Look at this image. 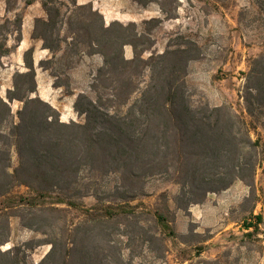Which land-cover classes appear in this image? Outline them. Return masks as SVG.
Instances as JSON below:
<instances>
[{
	"label": "trees",
	"instance_id": "16d2710c",
	"mask_svg": "<svg viewBox=\"0 0 264 264\" xmlns=\"http://www.w3.org/2000/svg\"><path fill=\"white\" fill-rule=\"evenodd\" d=\"M134 1L141 6L156 3L166 18L173 15L160 0ZM41 5L46 17L34 19L31 36L41 39L43 48L54 54L69 38V54L99 55L101 64L89 93H78L73 103L81 121H61L51 104L32 96V48L24 51L26 70L15 71L12 87L0 96V264H27L34 248L32 240L1 248L8 241L12 216L46 235L43 242L50 248L37 264H134L133 256L123 257L118 236L137 237L148 248L164 241V235L175 236L164 213L168 206L140 211L142 203H132L144 194L148 179L164 176L177 184L175 199L182 210L237 179L254 184L264 144L258 133L251 138L248 124L229 105L192 104L185 85L188 64L196 58L192 44L168 45L144 56L153 45V29L162 21L158 17L141 24H106L91 3L41 0ZM11 21H0V64L14 48L6 45L8 34L2 33ZM12 22L20 41L21 16L15 14ZM64 23L69 35L62 38ZM126 45L131 57L124 54ZM245 80L246 111L254 116L256 108L264 107V53L252 59ZM14 100L22 103L16 116ZM110 175L116 181L107 187ZM15 186L26 191L14 193ZM86 197L94 202L86 206ZM70 208L80 218L68 224L65 211ZM149 220L162 228L163 236L141 224ZM261 221V214L246 217L245 234L255 233Z\"/></svg>",
	"mask_w": 264,
	"mask_h": 264
},
{
	"label": "rangeland",
	"instance_id": "374dc122",
	"mask_svg": "<svg viewBox=\"0 0 264 264\" xmlns=\"http://www.w3.org/2000/svg\"><path fill=\"white\" fill-rule=\"evenodd\" d=\"M26 1L0 0V21L4 17L13 21L15 14L21 16L20 41L16 40L12 21L2 32L4 35L8 34L6 45L14 48L1 57L0 96L4 97L6 90L12 87L14 72L26 70L24 51L32 48V60L36 52L44 53L41 54L38 66L34 67L36 90L32 96L36 95L51 104L59 112L61 121H81L83 116L76 113L73 103L78 93H89V85L101 64V57L69 54V38L61 42V49L54 54L43 48L42 40L33 38L31 33L34 19L45 18L46 12L41 0H33L31 3ZM160 1L166 9L172 8V17L166 18L156 3L146 6H141L134 0H77V3H91L92 8L102 14L106 24L112 20L124 24H141L151 18L162 19L152 31L153 45L144 52V56L150 51L161 52L168 45L192 44V54L196 58L189 62L185 77L186 90L192 104L210 107L229 105L248 124L251 138L255 139L258 133L261 143L264 144V107L256 108L254 116H249L243 98L245 73L252 59L264 53V0ZM65 10L67 9L64 6L62 11ZM68 29V25L64 23L60 28V37L66 36ZM124 54L126 57L132 56L129 45L124 47ZM57 82L61 86H57ZM21 104L17 100L11 102V110L15 116ZM16 164L17 155L12 149L11 165ZM115 181L116 177L110 175L105 184L112 187ZM25 191L24 186L13 188L14 193ZM178 191V185L164 176L147 180L144 194L139 195L132 203H142L139 204L140 211L168 206L164 213L175 236H165L162 228L151 220L142 221L144 227H152L149 233L164 235V241H157L148 248L137 237L128 239L126 236H118L122 239V253L126 260L133 256L134 264H204L201 260H210L213 264H264V212L255 233L246 235V231L241 229L242 219L247 215L246 211L251 210L256 199L262 197L264 203V193L258 197L254 184L238 209L232 206L226 208L228 210L225 216L236 220L241 224L240 227L233 224L225 229L222 221L206 227V223L193 216L188 209L196 203H192L185 210L178 209L175 199ZM93 202L91 197L83 199L86 206ZM65 212L68 224L80 218L77 210L70 208ZM45 237L42 233L24 227L19 217L12 216L9 218L8 241L1 248L6 249L13 244L32 240L34 248L28 254L27 264H37L50 248V244L43 242ZM197 250H200L199 255L195 254Z\"/></svg>",
	"mask_w": 264,
	"mask_h": 264
},
{
	"label": "crops",
	"instance_id": "0c3cea01",
	"mask_svg": "<svg viewBox=\"0 0 264 264\" xmlns=\"http://www.w3.org/2000/svg\"><path fill=\"white\" fill-rule=\"evenodd\" d=\"M23 49L25 47H22ZM45 52V51H44ZM42 52H36L34 54V67H37L39 61L41 60ZM264 159L261 160L258 165L255 175H254V185L256 189V195L261 197L264 193ZM251 186L243 182L242 180H235L232 182L230 186L226 189L217 191V192H209L206 195L204 201L200 204H193L188 210L191 212L193 216L196 218H200V220L206 223V227H210L214 224V222L219 223L222 221L224 224V229L230 225L236 224L237 227H240V223L236 220H232L231 218L225 216L227 207H233L234 209H238L241 206L244 198L248 196ZM262 197L257 198L255 204L252 206L251 210L246 211L245 214L252 216L255 214H261L264 212V203L262 202ZM244 216L242 219L241 229L246 231L243 226V221L247 217Z\"/></svg>",
	"mask_w": 264,
	"mask_h": 264
}]
</instances>
